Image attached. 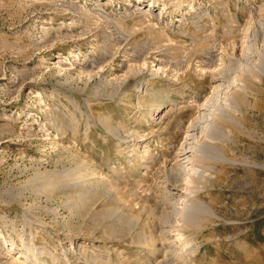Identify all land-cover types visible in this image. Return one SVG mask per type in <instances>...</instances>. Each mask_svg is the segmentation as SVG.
<instances>
[{"label": "rangeland", "instance_id": "1", "mask_svg": "<svg viewBox=\"0 0 264 264\" xmlns=\"http://www.w3.org/2000/svg\"><path fill=\"white\" fill-rule=\"evenodd\" d=\"M0 264H264V0H0Z\"/></svg>", "mask_w": 264, "mask_h": 264}, {"label": "bare ground", "instance_id": "2", "mask_svg": "<svg viewBox=\"0 0 264 264\" xmlns=\"http://www.w3.org/2000/svg\"><path fill=\"white\" fill-rule=\"evenodd\" d=\"M196 122H197V124H198V123H201V122H202V117L199 118V122L195 120V123H196ZM196 130H197V129H196ZM186 143H187V142H186ZM184 148H185V147H184ZM179 154H180V153H179ZM193 154H194V153H193ZM178 156H179V155H178ZM182 159H183V158H182ZM186 159H187V158H186ZM179 160H180V159H179ZM184 162H185V161H184ZM181 163H182V162H181ZM177 176H178V174H177Z\"/></svg>", "mask_w": 264, "mask_h": 264}]
</instances>
